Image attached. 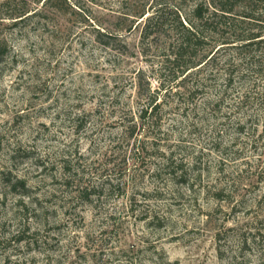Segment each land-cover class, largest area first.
<instances>
[{"label": "rangeland", "instance_id": "obj_1", "mask_svg": "<svg viewBox=\"0 0 264 264\" xmlns=\"http://www.w3.org/2000/svg\"><path fill=\"white\" fill-rule=\"evenodd\" d=\"M197 1L0 0V264H264V54L161 70Z\"/></svg>", "mask_w": 264, "mask_h": 264}, {"label": "trees", "instance_id": "obj_2", "mask_svg": "<svg viewBox=\"0 0 264 264\" xmlns=\"http://www.w3.org/2000/svg\"><path fill=\"white\" fill-rule=\"evenodd\" d=\"M174 13L177 28L162 62L164 73L179 71L180 75H185L193 68H207L228 43L235 44L240 54L250 59L255 57L253 51L264 54V0H199L192 8L193 18L180 9ZM166 16L169 11L155 5L146 19L144 38L153 35L152 28L163 24ZM101 35L112 36L110 33ZM2 54L0 47V61ZM247 69L264 76L262 63L249 61ZM228 77L231 81L232 77ZM262 96L264 100V94Z\"/></svg>", "mask_w": 264, "mask_h": 264}]
</instances>
